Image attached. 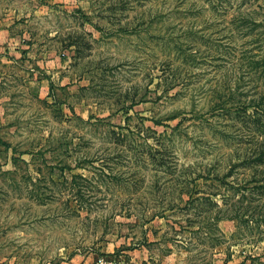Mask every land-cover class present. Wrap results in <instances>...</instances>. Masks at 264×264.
I'll use <instances>...</instances> for the list:
<instances>
[{
  "label": "rangeland",
  "instance_id": "1",
  "mask_svg": "<svg viewBox=\"0 0 264 264\" xmlns=\"http://www.w3.org/2000/svg\"><path fill=\"white\" fill-rule=\"evenodd\" d=\"M259 102L264 0H0V264H264Z\"/></svg>",
  "mask_w": 264,
  "mask_h": 264
},
{
  "label": "trees",
  "instance_id": "2",
  "mask_svg": "<svg viewBox=\"0 0 264 264\" xmlns=\"http://www.w3.org/2000/svg\"><path fill=\"white\" fill-rule=\"evenodd\" d=\"M253 109L257 111V115L259 113L262 114L264 102L257 103V105L253 106ZM256 114L254 113V117H257V119L253 124L254 132L252 133V140L251 142L245 144L246 146L253 147L252 153L249 155L250 158H248L246 161L248 165H252L250 180L252 187L248 185L249 187H244V189H251V191H253L255 194H258L259 198L254 199L257 201L255 206L250 202L247 204L246 208H244L246 212H249V215H245L244 219L246 223H262V226H264V115L263 117H258ZM248 194L249 192H247L245 196L247 197ZM243 196L244 195L242 194V197ZM260 201H262V203ZM230 206H233V204H230ZM256 208L259 210H255Z\"/></svg>",
  "mask_w": 264,
  "mask_h": 264
}]
</instances>
